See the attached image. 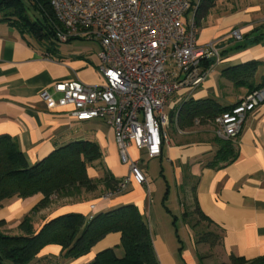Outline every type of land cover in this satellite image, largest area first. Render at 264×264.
<instances>
[{"label": "crops", "instance_id": "0c3cea01", "mask_svg": "<svg viewBox=\"0 0 264 264\" xmlns=\"http://www.w3.org/2000/svg\"><path fill=\"white\" fill-rule=\"evenodd\" d=\"M190 2L188 22L194 19L198 0ZM32 12L40 17L38 12ZM197 26L198 44L216 43L220 59L213 62L198 87L183 89L169 97L165 105L168 115L188 98H212L222 107L241 100L250 89L228 80L222 73L225 68L256 60L259 65L255 85L264 82V0H218ZM234 30L239 31L240 39L231 37ZM73 40L56 41L46 48L8 22L0 21V135L12 137L29 164L69 143L94 141L103 156L101 165L88 168L89 176L98 179L107 171L121 179L128 167L120 161L113 129L99 119L78 122L70 116V109L51 106L40 97V92L51 91L56 81L101 80L96 50ZM169 129V142L162 145L158 157L150 158L130 146V153L140 159L149 185L130 183L123 193L114 196L108 197L103 191L75 203L55 202L34 215V224L39 226L71 212L90 219L132 204L150 230L159 264H202L200 255L205 256L203 262L208 264L227 263L232 255L247 260L264 256V102L246 117L242 131L232 140L236 158L222 166L207 164L220 146L215 141L213 125L203 123L180 129L172 123ZM153 160L161 164L162 189L155 184L147 167ZM171 177L176 186H184L183 191L177 188L171 191L168 180ZM103 188L99 185L98 190ZM172 198L179 203L176 211L172 210ZM38 199L13 196L2 200L0 220L14 227ZM196 205L212 221L207 224L200 220V224L205 223L202 229L199 224L195 228L191 225L199 221ZM204 231L221 234V245L198 243V234ZM120 238L119 232H110L78 258L66 257L61 246L48 244L38 253L35 264H88L98 252L111 247L117 257H122Z\"/></svg>", "mask_w": 264, "mask_h": 264}, {"label": "built area", "instance_id": "2783aa9c", "mask_svg": "<svg viewBox=\"0 0 264 264\" xmlns=\"http://www.w3.org/2000/svg\"><path fill=\"white\" fill-rule=\"evenodd\" d=\"M58 24L55 38L65 43L81 39L97 44L101 80L56 81L40 97L49 105L70 109L84 122L99 119L114 132L120 161L128 172L106 196L123 193L130 183L149 185L140 159L130 146L148 157L161 155L172 124L165 112L169 97L193 90L203 81L204 61L218 62L216 43L198 44V26L186 20L190 0H49ZM240 39L238 30L231 33ZM264 102V85L228 106L214 119V134L233 140L246 117ZM178 110V109H177ZM175 111V114L177 113ZM175 126L177 122H174Z\"/></svg>", "mask_w": 264, "mask_h": 264}, {"label": "trees", "instance_id": "16d2710c", "mask_svg": "<svg viewBox=\"0 0 264 264\" xmlns=\"http://www.w3.org/2000/svg\"><path fill=\"white\" fill-rule=\"evenodd\" d=\"M218 0H198L194 21L205 17L216 7ZM32 11L38 12L39 16ZM0 21L8 22L21 33L28 34L38 44L54 45L55 26L58 24L49 0H0ZM75 38L69 39V41ZM203 68L212 65L204 61ZM259 62L247 61L222 70L223 75L234 85L247 86L250 91L264 82L255 85L254 75ZM227 107H222L212 98L184 100L175 114L171 112V122H177L180 129L195 124L210 123ZM219 141L214 158L207 164L218 167L236 158L232 140ZM102 151L91 140H79L50 152L44 158L29 164L23 152L9 135H0V202L18 196L39 199L14 227H8L0 220V264H35L38 253L48 244H57L65 251L64 255L78 258L86 255L92 247L110 232H119L120 246L124 255L117 257L113 247L98 252L88 264H159L150 230L135 205L127 204L87 219L80 213H66L49 221L34 224V215L55 202L75 203L86 200L89 194L107 192L116 188L120 179L107 171L98 179L88 174V168L101 165ZM103 185V190H98ZM198 220L212 221L205 216L198 205L194 208ZM188 217L187 212L184 213ZM44 219V218H43ZM192 222V221H191ZM192 222V227L198 226ZM198 243L208 242L211 246L221 245L222 236L214 231L198 234ZM205 256L200 255L202 264ZM264 256L247 260L232 255L227 263L213 264H261Z\"/></svg>", "mask_w": 264, "mask_h": 264}, {"label": "rangeland", "instance_id": "374dc122", "mask_svg": "<svg viewBox=\"0 0 264 264\" xmlns=\"http://www.w3.org/2000/svg\"><path fill=\"white\" fill-rule=\"evenodd\" d=\"M72 42L73 43L83 42L84 44H89V47L91 49H95L96 50V53H97V44L95 42H90V41H85V40H82V41L81 40H73ZM167 131H168V134H169L170 133V129H168ZM215 141L216 142H219L217 139H215ZM147 167L149 169L150 176L152 178H154V180H155V184L158 185L159 188L162 189V187L164 185V182L162 181L161 177L159 176V171L161 169V164L158 161L153 160V161H150V162L147 163ZM168 180H169V183H170L171 191L172 192H174L176 188L178 189L179 192L181 190L183 191L184 186H180V185L176 186V184L174 182V179L172 177L170 179H168ZM181 199L183 200L182 197H181ZM170 202L172 204V208H173L172 210L173 211H176V207L179 204L178 201H174V198H172V200H170ZM45 209H48V208H45ZM45 209H43V210H45ZM198 223H199V228H201V229L204 228L203 226H205V223L204 224L203 223L200 224V221H198ZM211 229H213V228L211 227Z\"/></svg>", "mask_w": 264, "mask_h": 264}]
</instances>
